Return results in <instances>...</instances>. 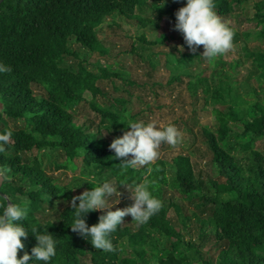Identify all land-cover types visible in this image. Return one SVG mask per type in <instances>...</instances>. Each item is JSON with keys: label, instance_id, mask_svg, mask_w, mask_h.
Segmentation results:
<instances>
[{"label": "trees", "instance_id": "1", "mask_svg": "<svg viewBox=\"0 0 264 264\" xmlns=\"http://www.w3.org/2000/svg\"><path fill=\"white\" fill-rule=\"evenodd\" d=\"M244 1L214 0V8L233 28L227 20ZM185 2L0 0V62L12 69L0 74V133H11L6 150L0 153V196H8L13 203L27 200L28 216L20 222L22 226L26 230L47 228L57 239V255L50 264H83L86 258L90 264H264V154L257 148L264 139V104L255 101L254 92L245 94L252 97L248 100L234 82L211 86L201 77L188 82L193 94L204 85V94L214 93L216 102L226 103L213 108L217 128L201 130L209 166L206 173L197 171L191 158L183 154L170 163L158 159L147 166L124 169L109 148L119 136L109 130L122 135L128 130L125 121H141L142 111L131 113L127 98L109 99L98 83L106 80L115 92L128 94L126 86L134 83L124 71L98 68L90 72L84 65L86 59H77L79 54L72 49L73 41L89 52L106 54L98 28L114 14L145 27L136 13L142 7L151 8L174 26L175 13ZM254 10L256 34L264 38V0H258ZM243 35L249 38L252 32ZM169 39L165 34L154 41L144 34L137 38L151 46L168 44ZM181 42V48L173 46L163 54L169 85L190 78L189 66L205 59L202 45L190 50L182 33ZM243 48L256 75L264 80V52ZM98 97L106 100L100 103ZM92 118L107 121L108 126L103 129ZM230 136L239 142H231ZM44 153L48 158L60 155L87 180L68 186L47 174L39 156ZM92 179L120 184L119 208L133 203L126 185L136 183H146L163 207L146 224L126 216L110 237L115 251L94 249L70 227L71 198L84 188L91 190L95 186ZM53 200L67 205L47 219L46 209ZM101 214L88 213L87 225L96 224ZM22 242L23 251L31 254L36 245L31 232ZM23 251H18L17 258Z\"/></svg>", "mask_w": 264, "mask_h": 264}, {"label": "rangeland", "instance_id": "2", "mask_svg": "<svg viewBox=\"0 0 264 264\" xmlns=\"http://www.w3.org/2000/svg\"><path fill=\"white\" fill-rule=\"evenodd\" d=\"M257 1H244L236 8L233 17L227 20L235 33L232 49L211 61L207 58L202 62L194 61L188 70L191 77H184L180 82L171 85L167 84L169 72L164 64L163 54L173 46L182 47L181 33L175 30L164 16L149 7L139 8L136 12L145 27L133 20H127L125 17L114 14L98 28V36L101 45L107 50L106 54L99 51L89 52L73 41L72 49L79 54L77 59H86L84 65L90 72L96 73L98 68H104L109 71H124L129 76V81L134 83L130 87L126 86L130 94L122 90L115 92L106 80L98 83L108 93L109 99L114 96L131 100L129 110L131 113L142 111L139 115L141 121L155 122L158 125L173 124L177 127L181 133L179 142L176 145L162 144L158 150L160 153L158 159L170 163L171 159L177 155H187L197 171L206 173L209 166L201 130L217 128L213 108L219 107L220 104L226 105V103L216 102L213 99L214 93L204 94L202 92L204 85L196 90V94H193L188 89V82L200 77L207 79L211 86L220 83L226 86L234 82L238 92L246 99H252V97L245 96L246 93L254 92L255 101L264 104V80L256 75L252 59L243 48L246 46L251 52H264V38L258 37L256 34L258 29L252 20L255 13L254 4ZM246 32H252V35L245 38L243 34ZM142 34L147 37L148 41H154L162 34L170 39L168 44L151 46L137 40ZM132 47H134V53L131 52ZM148 60L153 61L156 67L152 68ZM236 63L237 67H235ZM253 71L255 74L252 73ZM118 86L123 87L120 82ZM98 100L102 103L106 99L98 97ZM128 114L125 115L128 117ZM92 119L102 124L103 129L108 126L107 121L102 123L100 118ZM125 122L130 123L129 119ZM109 131L116 136L121 135L116 129ZM229 140L234 143L239 142L234 136H230ZM257 148L264 154V139L257 143ZM39 156L45 164L46 173L58 178L64 184L76 186V184H81L80 180H87V177L79 175L77 169L74 170L72 164L67 163L60 155L57 157V154H53L48 158V155L44 153ZM58 163L67 167L57 169ZM91 181L95 185L99 183L96 179ZM86 190L87 188H84L82 192ZM116 199L119 202L115 207L122 201V197L119 196ZM66 205L67 203L63 200H53L46 209L47 219L57 216ZM85 260L83 264H90L88 258Z\"/></svg>", "mask_w": 264, "mask_h": 264}, {"label": "clouds", "instance_id": "3", "mask_svg": "<svg viewBox=\"0 0 264 264\" xmlns=\"http://www.w3.org/2000/svg\"><path fill=\"white\" fill-rule=\"evenodd\" d=\"M174 29L182 33L190 50L195 51L197 46L202 45L201 56L210 61L233 48L235 33L215 11L214 0H186L185 5L175 13ZM11 71L10 66L0 62V74ZM127 126L128 130L109 144L124 169L152 164L159 158L158 150L162 144L176 145L181 138L180 131L173 124L136 121ZM10 138V132L0 133V153L6 150ZM0 175H3L2 171ZM118 185L105 180L91 190L73 196L70 201L73 209L71 229L87 239L94 249L104 252L115 251L110 237L126 216H131L139 224H146L163 207L162 201L153 195L146 183L126 185L133 203L123 208L115 207L119 202L116 198L120 196ZM114 207L115 210H112ZM96 211L102 213L98 216V222L87 225L88 213ZM27 216V200L23 204L13 203L8 196H0V264H50L57 255V239L47 232V228L40 230L33 227L26 230L22 226L20 222L27 220ZM29 232L36 241L31 254L23 251L25 244L22 242V238H28ZM18 251H23L19 258Z\"/></svg>", "mask_w": 264, "mask_h": 264}, {"label": "water", "instance_id": "4", "mask_svg": "<svg viewBox=\"0 0 264 264\" xmlns=\"http://www.w3.org/2000/svg\"><path fill=\"white\" fill-rule=\"evenodd\" d=\"M2 1V0H1ZM8 203H10L9 201H8Z\"/></svg>", "mask_w": 264, "mask_h": 264}]
</instances>
